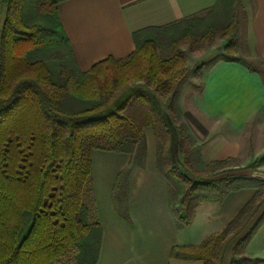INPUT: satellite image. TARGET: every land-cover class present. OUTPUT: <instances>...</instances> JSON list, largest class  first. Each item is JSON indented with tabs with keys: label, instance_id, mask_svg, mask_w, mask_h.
Masks as SVG:
<instances>
[{
	"label": "trees",
	"instance_id": "1",
	"mask_svg": "<svg viewBox=\"0 0 264 264\" xmlns=\"http://www.w3.org/2000/svg\"><path fill=\"white\" fill-rule=\"evenodd\" d=\"M60 1L0 0V264H95L101 230L85 203L91 156L142 155L146 128L153 131L157 170L170 199L178 198L177 205L170 203L178 228L189 226L204 203L218 206L229 193L256 190L202 253L175 246L171 260L223 264L238 238L229 264H252L242 251L264 213L242 233L264 206V180L231 176L226 169L197 175L178 161L180 128L173 110L180 59L160 61L156 51L220 20L236 24L239 1L217 0L203 13L136 32L129 57L108 58L86 72L79 70L59 21ZM46 4L51 10L42 25L35 24ZM232 48L229 36L224 49ZM223 61L251 68L232 57Z\"/></svg>",
	"mask_w": 264,
	"mask_h": 264
},
{
	"label": "crops",
	"instance_id": "2",
	"mask_svg": "<svg viewBox=\"0 0 264 264\" xmlns=\"http://www.w3.org/2000/svg\"><path fill=\"white\" fill-rule=\"evenodd\" d=\"M238 1L244 45L248 58L258 66L221 61L207 70L200 110L222 127L200 146L198 158L205 167L233 162L225 168L229 175L264 180V0ZM216 2L62 0L57 13L75 62L86 72L108 58L129 57L135 50L136 32L179 22L211 9ZM144 138L140 156L99 151L91 156L85 203L101 230L95 264H173V247H199L219 235L256 194L255 189L229 193L205 218L195 215L189 226L178 228L170 211L169 188L157 170L156 141L150 128L144 130ZM262 213L264 206L242 234ZM236 240L228 246L223 264H229ZM242 253L254 260L252 264H264V223Z\"/></svg>",
	"mask_w": 264,
	"mask_h": 264
},
{
	"label": "rangeland",
	"instance_id": "3",
	"mask_svg": "<svg viewBox=\"0 0 264 264\" xmlns=\"http://www.w3.org/2000/svg\"><path fill=\"white\" fill-rule=\"evenodd\" d=\"M50 10L46 4L38 14L42 18ZM43 20V18L42 20L39 18L35 24L42 25ZM230 24H233L231 18L220 20L208 28L198 29L188 35L178 36L170 43L160 44L156 50L160 61L171 60L175 55H179L180 60L177 67L181 75L177 79V96L173 110L175 124L180 128V136H177L176 158L187 171H193L197 175L212 176L211 172H219L234 164L233 162H227L226 165L215 163L205 167L198 158L200 146L208 141L217 132V129L222 127L220 122L215 119H207L201 113L200 93L204 75L208 69L223 61V58L227 56L248 62L255 67L258 66L257 61H251L248 58L244 45L243 21L240 12H237L236 24L229 28ZM229 36H231L233 48L225 51L224 47L228 43ZM163 105L165 110V100H163ZM170 202L171 205H177L178 198L172 195ZM215 206L214 202L204 203L198 207L195 215L203 219ZM202 246L183 247L188 253H202ZM173 264L200 263L175 261Z\"/></svg>",
	"mask_w": 264,
	"mask_h": 264
}]
</instances>
